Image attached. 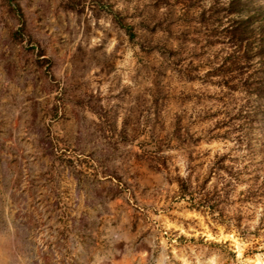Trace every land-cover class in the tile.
<instances>
[{
	"label": "rangeland",
	"instance_id": "rangeland-1",
	"mask_svg": "<svg viewBox=\"0 0 264 264\" xmlns=\"http://www.w3.org/2000/svg\"><path fill=\"white\" fill-rule=\"evenodd\" d=\"M264 0H0V264H264Z\"/></svg>",
	"mask_w": 264,
	"mask_h": 264
},
{
	"label": "crops",
	"instance_id": "crops-1",
	"mask_svg": "<svg viewBox=\"0 0 264 264\" xmlns=\"http://www.w3.org/2000/svg\"><path fill=\"white\" fill-rule=\"evenodd\" d=\"M72 264L76 263L72 261ZM83 264H151V260L128 241L117 240L107 250L88 258Z\"/></svg>",
	"mask_w": 264,
	"mask_h": 264
},
{
	"label": "trees",
	"instance_id": "trees-1",
	"mask_svg": "<svg viewBox=\"0 0 264 264\" xmlns=\"http://www.w3.org/2000/svg\"><path fill=\"white\" fill-rule=\"evenodd\" d=\"M260 54H261V56H264V47H261Z\"/></svg>",
	"mask_w": 264,
	"mask_h": 264
}]
</instances>
